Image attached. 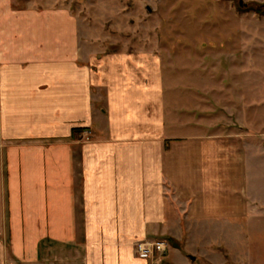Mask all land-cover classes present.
Returning <instances> with one entry per match:
<instances>
[{"label": "crops", "instance_id": "1", "mask_svg": "<svg viewBox=\"0 0 264 264\" xmlns=\"http://www.w3.org/2000/svg\"><path fill=\"white\" fill-rule=\"evenodd\" d=\"M16 1L0 0V264H221L228 246L260 264L264 128L221 124V70L100 51L70 9ZM168 238L184 249L133 247Z\"/></svg>", "mask_w": 264, "mask_h": 264}, {"label": "rangeland", "instance_id": "2", "mask_svg": "<svg viewBox=\"0 0 264 264\" xmlns=\"http://www.w3.org/2000/svg\"><path fill=\"white\" fill-rule=\"evenodd\" d=\"M16 2L19 8L36 5L44 9H70L80 18L83 37H89L98 46L96 49L103 52L145 49L157 52L169 65L193 61L195 66H207L210 73L221 70V124L226 129L264 128V0ZM170 239L140 241L167 244L163 256L156 252L146 258H165L172 248L184 249V240L173 239L172 244ZM140 242L133 246L138 256H142L136 247ZM248 243L251 244L250 239ZM233 251L231 246L221 248V264H240ZM254 256L264 264V254ZM194 261L208 263L201 257ZM249 261L246 259L245 264Z\"/></svg>", "mask_w": 264, "mask_h": 264}, {"label": "built area", "instance_id": "3", "mask_svg": "<svg viewBox=\"0 0 264 264\" xmlns=\"http://www.w3.org/2000/svg\"><path fill=\"white\" fill-rule=\"evenodd\" d=\"M138 249V252L145 257L154 255L156 252L161 254L162 256L166 252L167 249V244L165 242H160V241H143L138 243L136 246Z\"/></svg>", "mask_w": 264, "mask_h": 264}, {"label": "trees", "instance_id": "4", "mask_svg": "<svg viewBox=\"0 0 264 264\" xmlns=\"http://www.w3.org/2000/svg\"><path fill=\"white\" fill-rule=\"evenodd\" d=\"M170 240H171V243H172V244H174V241H173V239H170Z\"/></svg>", "mask_w": 264, "mask_h": 264}, {"label": "water", "instance_id": "5", "mask_svg": "<svg viewBox=\"0 0 264 264\" xmlns=\"http://www.w3.org/2000/svg\"><path fill=\"white\" fill-rule=\"evenodd\" d=\"M193 259H195V258H193Z\"/></svg>", "mask_w": 264, "mask_h": 264}]
</instances>
